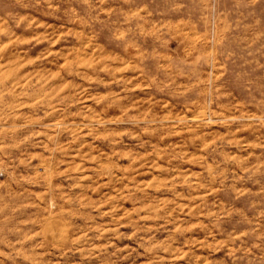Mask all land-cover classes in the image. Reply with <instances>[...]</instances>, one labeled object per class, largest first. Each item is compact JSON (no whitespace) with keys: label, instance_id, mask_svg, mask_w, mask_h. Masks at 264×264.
Masks as SVG:
<instances>
[{"label":"rangeland","instance_id":"rangeland-1","mask_svg":"<svg viewBox=\"0 0 264 264\" xmlns=\"http://www.w3.org/2000/svg\"><path fill=\"white\" fill-rule=\"evenodd\" d=\"M9 34L3 264H264V0H0ZM163 44L216 93L157 110Z\"/></svg>","mask_w":264,"mask_h":264},{"label":"clouds","instance_id":"clouds-1","mask_svg":"<svg viewBox=\"0 0 264 264\" xmlns=\"http://www.w3.org/2000/svg\"><path fill=\"white\" fill-rule=\"evenodd\" d=\"M156 32L158 33V38L161 40H170L173 33H175L177 35V41H179L180 35L184 32V28L161 25V28L157 29ZM19 43L20 41H18L15 36L9 34L7 39L0 40V52L9 51L10 48L17 46ZM180 46L181 44L177 42L176 49H180ZM162 47H164L166 51L158 52L155 56L158 60V67L163 71L164 77L157 80L156 76H152L148 78L146 83L143 81L141 82L148 88H151L153 85L157 86L160 96L163 97L159 102H153L157 110H167L166 106L172 104H188L193 99V94L198 87H203L209 95L216 93L217 87H213L216 81L214 74H209L206 79L201 80L200 73L195 70L193 61L189 56L184 54L179 55L178 53L174 55L173 53H175L176 50L173 51L167 44H163ZM169 53H171V59L168 58ZM208 103H211V101H208ZM162 105L165 107H161ZM255 123L264 127V120L260 118H257ZM12 247L16 254H21L15 246ZM20 247H23V245H20ZM237 251L244 250L237 249ZM9 255L11 254L0 249V256ZM232 255L234 260L243 258L236 257L234 253ZM0 264H3V261H0Z\"/></svg>","mask_w":264,"mask_h":264}]
</instances>
